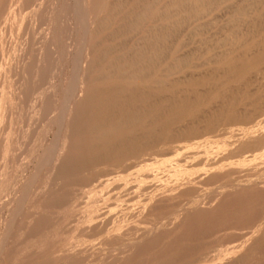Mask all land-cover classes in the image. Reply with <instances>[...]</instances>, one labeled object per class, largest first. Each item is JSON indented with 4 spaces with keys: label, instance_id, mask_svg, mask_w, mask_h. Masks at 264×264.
Instances as JSON below:
<instances>
[{
    "label": "bare ground",
    "instance_id": "obj_1",
    "mask_svg": "<svg viewBox=\"0 0 264 264\" xmlns=\"http://www.w3.org/2000/svg\"><path fill=\"white\" fill-rule=\"evenodd\" d=\"M227 1L228 0H137V2H136L135 0H123L121 3H123L125 8L122 9V6L120 5L121 3H119L120 2L119 0H74L72 2V3H74L72 5L73 7L71 6L72 7L71 8L69 6L70 9H68V11L71 12L72 15L74 16V18L77 20V22H76V20L74 19L78 28H79L78 23L80 22V28L79 29L81 31H79V32H81L80 33L81 35L78 32V34L80 35V40L78 42V45L76 46V50H77L76 52L77 53H76L75 57H73V61H72V64L74 65V67H73L74 73H72L73 71L72 72L70 71L72 73V77H70L71 79H70L69 83H67V88H63L64 87V81H62L63 78H62V80L60 78L61 81L59 83L60 84L59 87H61L60 89L63 90L61 92H63L64 97L61 98V99H63L61 102L59 101V103H58L59 106L57 107L56 111L52 113L53 118L51 120L52 125L54 127H56L57 130H56V133L54 134V136L52 137L53 139L50 142H48V144H44L45 143L44 140L39 139V138L35 139V141L33 143H30L35 148H42L43 147L44 149L42 150V152H40V153L38 152V155H33V156H31L33 154V151H34V149H32V147H31V150L29 148V151L26 150L24 152L23 157L20 158V160L24 158V160L26 159V161L27 160L31 161V159H33L31 163L26 164V165H30V166H31V164H34V169L32 168L33 174L31 176V174L28 172L30 174V177H29L30 179L28 181H26L27 187L26 188L23 187V188H25V190L21 189L22 188L21 186L24 182L20 184L21 188L20 187L19 188L21 190H24L22 194L19 193V192H21L20 189H19V191L16 190L14 192H18L19 194H21L23 201H28L31 197H34V195H38L39 193H41L44 190L43 189L44 184H52L51 186H54L56 184L61 185V186H63V185L64 186H67V185L75 186L76 185V187L77 186L89 187L88 188L89 191L88 192L85 191L83 193H86L88 195V198H92V195H91L92 190H98L97 188L100 186L109 187L110 184L115 183L119 178H121V180H122V179H125V177H127V179L131 178V179H134L135 181H137L139 179V177H142V180L143 179L147 180L146 184H144V183L140 184V182H141L140 181L139 183H137V186L132 185L133 187H131L129 189H133L135 191H136V189H138L140 192L148 191L147 194H145V195H147V197H145V198H147L146 201H151L150 205L156 206L162 201H168V200L171 201L172 199H169L170 198L169 196H170V194H173V192H176V193L178 192L179 194L181 192H183V194H181V195H185L184 193H186V195H187V192L193 193L197 187L199 188L200 185H202V184L206 185L205 184L206 182L204 180H205V178H207V175H203V176L202 175H195L192 178H190V174L192 172L189 175H186L188 172L187 167L192 168L193 166L196 167V165H200V164L202 165L205 163L209 167H213L214 165H216L217 163H219L223 160H228V159L233 158V157H240L241 160H238L237 162L233 163V164L237 165V166H235L237 168L238 165L243 166L244 164H246L247 161L249 162L250 158H252V159L263 158L264 157V89H262V88H263L264 84L259 85L258 83L261 84L260 80L264 79V68H262L260 66L261 64L264 63V22H262V24H261V22H259V24H258V21H259L260 17H262V15H264V0H251V2H247L244 5V7H242L241 9L235 5L237 8L224 9L223 10L224 12L221 14L223 16L227 17V22H228L227 25L231 24V26L229 25V27H227V25H224L225 27L223 26L225 28V30L229 31V34H230L229 36H237V34L241 35V33L244 31V37H243L242 41L240 42V45H238V46H237L238 42H236V44H235L233 41H231L232 43L230 44L227 40H225V41L222 40V44H220V46L224 49V51H222L221 53L219 52L220 54H218V55L214 54V55H216L213 58L214 60L212 59L210 61L205 62L206 65L214 64L215 65L214 68L206 69L205 71H203L201 73H192L191 72V74H190L188 72L190 75L186 76L185 74H183V76H180L177 78V75L182 72L183 67L186 65V63L184 66H182L178 63L179 60L176 58V56L170 55V57H169L170 53L168 54L167 52L166 53L160 52V47H161L162 43H164L165 40L167 38H169L168 35H169V33H171L170 30L172 28H174V26H176V24H178L180 22H182V23L187 22L188 23L189 20L196 19V18L201 19L202 18L201 16L209 15L213 10L217 9V7H220L221 5L226 3ZM246 1H248V0H239V3H243ZM31 3H34V2H31ZM111 4L113 7L116 8L114 10L115 14H114V11L112 9L109 10V8L112 7ZM116 6H118V8ZM120 6H121V8H120ZM137 10H138V12H137ZM38 12H40V11H38ZM120 13L124 14L123 18H127V16H128L129 20L131 21L130 23L128 22L130 24L129 25V28L131 30V31L129 30L130 32L136 31L137 27L142 22L146 23V25H144V26H147V28L143 27L144 28L143 31L145 32V34L140 35L138 37V39L136 40V42L132 44L130 49H128V51H125L121 57H119V58L116 57L117 59L115 58V59L109 60L108 63H105L108 59L107 54L105 52H102L101 48H99V50H96L94 48V45L96 46V44L94 43V40L98 37V34H97V37H95L96 32H100L98 29V23H100V24L102 23L103 27H105V29H108L109 27L112 26L114 20L116 19L117 16L120 15ZM135 13H136V15H134ZM55 14H56V12H55ZM98 15H100V16H98ZM133 15L135 16V20L133 19ZM18 17H20V15ZM263 17H262L261 21L264 20ZM20 19H22V18H20ZM238 19L241 20V23L238 22L239 23L238 25H236V23L233 24ZM217 23H218V21H217ZM208 25H210V24H208ZM197 28H199V27H197ZM211 28H213V27H211ZM50 29H51V27H50ZM22 30H23V28H22ZM193 30H196V28ZM219 31H220V35H221V32H222L221 29ZM227 31H224V32H227ZM48 32L50 33V31H48ZM51 32L53 33V31H51ZM217 32H218V30H217ZM224 32H222V34H224ZM71 34H72V31H71ZM178 34L176 36H178ZM191 34L193 35V32ZM52 35H54V34H52ZM73 35H74V33H73ZM170 35H172V34H170ZM179 36H181V35H179ZM218 36H219V34H218ZM224 36H226V35L224 34ZM224 36L222 38H224ZM192 37H194V35ZM219 37H221V36H219ZM219 37H218V39H219ZM227 38L229 39V37H227ZM47 39L48 38H46V40ZM146 39H150V42L146 45L147 47H143L144 44H146L144 42ZM190 39H192V38H190ZM73 41H75V40H73ZM129 41H130V39H129ZM188 41L190 42V40H188ZM168 42H169V40H168ZM213 43H214V41H213ZM209 45H210V43H209ZM13 46H16V45H13ZM72 46H73V44H72ZM184 46L186 47V45H184ZM9 47L11 48V46H9ZM210 48H211V46H210ZM215 48H219V47L216 46ZM4 49H6V48L4 47ZM93 49H95V50L93 51ZM74 52H75V50H74ZM194 52H195V49H194ZM9 53H10V50H9ZM94 53H95V55H94ZM107 53H109V52H107ZM177 53H178V51H177ZM8 55L9 54L7 53V56ZM66 55H68V54L66 53ZM10 56H12V55H10ZM189 56H191V55H189ZM197 56H198V54H197ZM8 58L11 59V57H8ZM183 58H185V57L183 56ZM186 58H188V57H186ZM181 59H182V57H181ZM181 59H180V61L183 63V61ZM199 59H200V57H199ZM5 62H6V60L3 57L2 61H1V64H2L1 68H3ZM202 65H203V63H202ZM202 65L199 64L200 67ZM40 70L41 69L39 68L38 71H40ZM100 71L102 72V74L101 73L99 74ZM4 72H5V70H4ZM11 73H13V72H11ZM3 76L4 75L1 72L0 77L3 78ZM10 76H12V75H10ZM4 78H5V76H4ZM9 79H10V77H9ZM12 80H13V78H12ZM97 80H102L104 85L103 86H97V85L91 86V83L94 81H97ZM54 81H56V80H54ZM57 81H59V80L57 79ZM137 81H139V83H137ZM16 83H17V81H16ZM17 87H18V85H17ZM80 88H82L83 92L85 93L83 98L78 96L80 91L82 92V90H80ZM251 88H253V89L251 90ZM56 89H57V87H56ZM21 90H23V89H21ZM42 94H44V93L42 92ZM39 95H41V94H39ZM39 95H38V100L40 101L41 105L36 106L34 104V106H32V107L30 106V108L28 109L29 111L28 110L27 111L29 113H31V115H33L32 113L40 114L39 112L43 111L45 109L43 103H41L43 96L42 95L39 96ZM0 99H2V98H0ZM25 99H26V96H25ZM51 99H53V98H51ZM17 101H18V99H17ZM20 102H21V100H20ZM20 102H19V104H21ZM23 108H24V106L22 107V110H23ZM45 110L47 112V109H45ZM43 114H44V112H43ZM15 115H16V113H15ZM33 116L36 117V114H34ZM12 117H14V115H12ZM31 117L32 116H30V118ZM260 117H261V121L258 124L249 125L250 123H252V121L256 122V119L260 118ZM34 118H33V121L36 120V118L35 119ZM40 119H42L41 116H40ZM50 119H51V116L49 117V120ZM28 121H29V118H28ZM47 123H46V126H47ZM40 125H42V124L40 123L39 126ZM44 125H42V126H44ZM48 125H50V123H48ZM234 126H235V128H234ZM220 128H222V129H220ZM32 129H33V127H32ZM219 129L222 130V134H219V135H224V134L228 135V139L226 142H228L229 144H227V146L228 145L231 146V149L228 153L229 157H226V155H224L223 153H222V155H216L217 153H215V155H210L209 154L210 153V150H209L210 147L209 148L204 147L203 145L200 144V143H202L200 139H203V137L219 131ZM28 130H29V128L28 129L26 128L27 132H28ZM44 130H46V129L44 128ZM123 131H126V133H122ZM29 132H30V130H29ZM42 134H44V132ZM84 134H90L91 136L78 137V138L75 137V136H81ZM42 137H43V135H42ZM7 140L10 141L9 139H6L4 141L6 142ZM8 141H7V143H8ZM11 142H10L12 144V145H10L11 147L9 145H6V143L4 144V142L2 145V140L0 143L2 146H4V145L8 146V150H9V147H10V150H12V151H10V154H11V156H9V157H11L10 159H12V157L15 155L14 151L16 153V149H18V147H16V146L20 145L19 144L20 142L18 143V141L13 140ZM23 145H20V146H23ZM160 146L163 147L160 150L161 154H157L153 158H152V156L150 158L144 157V153L146 151H155ZM2 148L3 147H1L0 149H2ZM206 148H208V149H206ZM210 149H212V148H210ZM2 150H4V149H2ZM65 150L68 151L66 154L64 153ZM216 150H218V148H215V151ZM22 151H24V150H22ZM6 152L7 151H5V153ZM1 153H3V151ZM248 153H251V155L244 156L245 154H248ZM7 155H8V153H7ZM4 156L5 157H4V159L2 158V160H5L4 162L6 163V161H8L7 160L8 156H6V154H4ZM157 156H160V157L161 156H170V158L163 159V158H158ZM242 156H244V157H242ZM4 162H1V163H4ZM257 164H258V162H257ZM7 165L12 166L13 164L10 165V163H8ZM23 165H25V164H22V166ZM26 165H25V168L24 167L23 168L27 170ZM103 165H108V166L111 165V166H117V167L123 166V168L125 169L124 171L127 172V174H125L126 176H124V177H123L124 174L115 175L113 177H110L113 174H109V173L108 174L104 173L105 175L99 174L98 173L99 167L103 166ZM154 165H157L161 169L164 168V170H166V168H168L169 169L168 172H170V174H171V172H174V170H175V173H173L174 175L169 176L170 178L164 180V178L168 177V174L166 177H164L162 179V177H160L159 172H157L158 174L157 173L154 174V173L149 171V168L151 166H154ZM258 165H260V164H258ZM9 166H8V169H9ZM157 166H156V168H157ZM3 167H4V165H2V168ZM174 167H176V169L172 170V168H174ZM182 167H185V169ZM180 168H182V170L183 169L184 170L181 171ZM247 168H249V166H247ZM259 168H260V166H259ZM32 169L30 170L31 172H32ZM157 169H159V168H157ZM210 169H208V170H210ZM244 169H245V167H244ZM244 169H243V171H244ZM250 169H252V168H250ZM0 170H1L0 172L2 174L1 167H0ZM145 170H147V171L145 172ZM159 170H157V171H159ZM176 170H179V171L176 173ZM189 170H191V169H189ZM246 170L249 171V169H246ZM252 170H255V169L253 168ZM4 171H6V170L4 169ZM13 171H14V169L12 170V172ZM184 171H187L186 174ZM240 171H242L241 168H240ZM8 172H10V171L8 170L7 173ZM12 172H11V174H12ZM164 172H162V174ZM237 172H238V169L236 170V173ZM4 174L5 173H3L2 175H4ZM162 174H161V176H162ZM231 174H232V172H230V176H231ZM241 174H244V173H241ZM165 175H166V173H165ZM211 175L214 176V173H212ZM13 176H14V173H13ZM13 176L9 177L8 180H5V183H3L2 186H0V187H2L1 190L3 189V192L2 193L0 192V194H1L0 198L1 199H4L2 197H6L8 199L7 196L10 193L9 192L10 190L8 188V184H9L10 180H13V178H12ZM218 176L221 177V175H218ZM3 177H5V176H3ZM172 177H175V178L172 179ZM238 177H239V175H238ZM25 178L28 179L27 177H25ZM14 179L16 180L15 177H14ZM246 179H248V180H246V182H244V183H240L241 182L240 181V182L233 183L232 185H228V186L226 185L227 187H225V189H223V190L220 188H216L219 190L210 191V193L212 192L211 193L212 195H206V196L202 197V195L198 194V195H200V196H198L197 194L194 193L195 195L198 196V197L196 196L197 198L194 200V201H196V203L193 206H191L190 208L189 207L187 208V206H188L187 205L186 210H184V207H182L184 212H185V216H184L185 219L181 221L182 223H180V225L175 227V224H174L175 228L173 227L174 230H178L177 232L180 234V241L182 239L185 240L188 237H191V234L193 235L192 231L194 230V228H197L199 225V222L197 224L195 222V220L196 221H203L202 219H205L204 221H206V220H208V213L211 211L214 212L215 210L216 211L221 210L222 207L225 206V205H223L225 201H233V199H235V198L236 199L238 198L239 200H237V201H240L241 197L245 198L246 195L240 197V195H242L244 193L242 191H248L250 196L253 193H254L253 196L254 195L255 196L262 195L263 196V194H264V186H263L264 181H261L262 184H260L261 182L259 183L261 186V188H260V186H258L256 183V181H258V179H260V177L258 175L256 176V178L254 176V177H252V179H250V178H246ZM15 180H13V181H15ZM61 181L63 184H59V182H61ZM96 181H98V183H100V184L97 186L96 185L93 186L92 184L95 183ZM202 181H204V182H202ZM88 182H90V183H88ZM155 182L157 184H155ZM212 182L213 181H211V183ZM23 185H25V184H23ZM63 187H60V188H63ZM120 187H122V186L116 185L112 189H118ZM162 187L163 188L167 187L168 189L166 191L165 190L161 191V189H163ZM50 188L51 187L49 185V189ZM69 188L72 189L74 187L69 186ZM257 188H260L261 190L257 189ZM49 189H48V191H49ZM71 189H67V190L69 191ZM229 189L232 191H229ZM13 190H12V192H13ZM58 190H57V192H55L56 194L54 193L55 195L53 194V192H51V193L49 192V193L56 197L57 193L59 194ZM61 190H63V189H61ZM54 191H56V190H54ZM63 191H65V190H63ZM83 191H84V189H83ZM43 193H45V192L43 191L42 195H43ZM100 193L103 195V191H100ZM134 193H136V192H134ZM15 194L16 193L13 194L14 195L13 198L18 197V196L16 197ZM104 194H107V193H104ZM75 195H76L75 191L72 190V191H69L68 194L63 195V197H62V195H60L61 199L63 198V200L60 199V202L59 201L55 202L56 200L53 201V199H52L53 196H51L52 198L50 197V199L48 197V199L55 202V203H51V201H49V203L52 204L51 206H53L54 208L56 207L57 209H59L58 207H60L63 210L64 209L63 207L68 206V204L75 198L74 197ZM103 196H106V195H103ZM11 197H12V195L10 196V198ZM247 197H248V195H247ZM10 198H9V200H10ZM56 198H54V199H56ZM121 198L122 197H119V196H115V197L114 196H107V197H103V199H101L100 201H113V199L115 201H118ZM19 200L21 201V199H19ZM57 200H59V199H57ZM185 200H187V199H185ZM205 200L207 201L204 203L205 205L201 204L202 201H205ZM259 200H261V199H259ZM0 201H2V200H0ZM15 201H13V202H15ZM130 201H131V199H130ZM154 201H155V203H154ZM234 201H236V200H234ZM7 202H8V200H7ZM9 202H8V204H9ZM39 202H38V204H39ZM41 202H42V205L41 206L37 205V206H40L41 208L45 207V204L43 203V201H41ZM171 202H174V200ZM45 203L48 204V202H45ZM25 204H26V207H28L27 202ZM31 205H33V204H31ZM99 205H101V204H99ZM174 205L177 206L176 204H174ZM2 206H3V203H2ZM24 206L25 205H23V207ZM4 207H3V209H4ZM35 207L36 206H34V208ZM74 207L75 206H72V207L69 206L68 208L67 207H65V208L70 211V210L74 209ZM180 207H181V205H180ZM8 208H10V207H8ZM158 208H157V210H159ZM161 208L162 207H160V209ZM5 209H7V208H5ZM5 209H4V211H5ZM35 209H37V208H35ZM47 209H49V208H47ZM128 209H126V210H128ZM155 210H156V208H155ZM162 210H164V209H162ZM183 210H181V208H180L179 212L181 213V211H183ZM38 211H39V207H38ZM45 211L47 212V210H45V209L43 210V212L42 211L41 212L39 211V212L44 213ZM57 211L58 212L56 214L58 217H56V219L61 218L63 221L64 218L66 219V217L71 216V215H69V213L64 215L63 211H61V210L60 211L57 210ZM18 213L16 212L15 214L18 215ZM177 213H178V210H177ZM34 214H35V210H34ZM124 214H125V212L123 213V215ZM11 215L13 216L12 213H11ZM17 215H14V216H17ZM23 215H26V214L23 213L19 217H22ZM27 215H28L29 219H31V220L35 219V218L34 219L30 218V216H32V214L29 215V211H28ZM40 215H42V214H40ZM161 215H162V213H161ZM44 216L46 217V214ZM87 216H89V215H87ZM25 217H27V216H25ZM39 217H41V216H39ZM45 217H43V219H42L45 221V223H46V221H50L52 218H55V217L51 218L49 216L46 218ZM98 217L99 216H97L95 218H98ZM23 218H24V216H23ZM41 218L40 219L38 218L39 220L37 221L36 224L32 221V223H34L35 226H34V228H32V230L31 229H29V230H31V233L33 236H31L29 234V236H31L32 238L30 237V239H28V240L27 239L25 240L22 238L24 240L23 242H25L24 245H22L20 243L22 246L18 245V247L15 248L14 246L15 245L17 246V243L14 245V242H13L12 246L14 248L12 247V249H14V250H12L10 253H8L7 251H6V253L0 251V264H53L50 260L49 255L53 252V247H56V244L54 246L53 243H54V239H55V237H57V235H53L46 230L47 228H49L48 227L49 222H47V224L43 223L44 227L42 226V222H40V221H42ZM49 218H51V219H49ZM95 218L93 216H91L90 219L92 220ZM4 219H5V217H4ZM15 219H17V218H15ZM103 219L106 222L111 221V218H108V217H105ZM26 220H27V218H26ZM26 220H25V223H26ZM261 220H259V221H261ZM2 221H4V220H2ZM29 221L30 220H28V223H29ZM257 221H258V219H257ZM94 222H95V220H94ZM138 222H140V221H138ZM3 224H1V225H3ZM8 224H9V222H8ZM53 224H54V222H53ZM143 224H146V222L144 223V221H143ZM147 224H149V223H147ZM214 224H213V226H214ZM232 224H233V222H232ZM4 225H7V222ZM9 225H8V227H11ZM29 225L30 224H27L26 228L29 227ZM216 225H215V227H216ZM31 226L33 227V225H31ZM38 226L40 228L42 226L44 231L46 230L47 232H42L41 230H43V229H40ZM224 226H226V225H224ZM234 226H235V224L231 227V223H230L231 228H233ZM236 226H238V225H236ZM253 226H255V225L253 224ZM2 227H4V226H2ZM36 227H38L37 229H40L39 231H41L42 233H40L38 230L36 232V229H35ZM80 227H82V226H80ZM154 227H156V226H154ZM166 227H164V228H166ZM219 227L221 228V226H219ZM238 227H236V228H238ZM256 227H254V228L256 229ZM5 228H6V226H5ZM21 228L26 229L23 227H21ZM29 228H31V227H29ZM51 228H53L52 225H51ZM156 228H159V227H156ZM203 228H205V226ZM33 229H35V230H33ZM79 229H81V228H79ZM225 229L226 228H224V230ZM27 230H28V228L26 230H24L25 233ZM103 230H102L101 234L103 233ZM262 230H264V229H262ZM99 231H98V233H99ZM171 231H173V229ZM221 231H222V229H221ZM251 231H252V229H251ZM7 232H4V233H7ZM57 232H59V231H57ZM104 232H105V230H104ZM206 232H208V231H206ZM211 232L213 233V231H211ZM215 232H217V231H215ZM254 232L250 234V235H252V237L250 235H248L249 239H246V242L244 240L245 236L243 235L244 241H241V238H240V241L236 242V244L240 242L239 243L240 245L237 244L238 245L237 247L228 248L227 247L228 245H226L227 248H223L224 247L223 246L222 249H224V251H225V249H227L225 251V254L222 253L223 254L222 255L221 253H219V251H221V250H218L216 253V254H218V253L221 254L223 257L221 256L222 258H220L218 255V257L217 256L213 257L215 259H212V260L210 259V260L213 263L216 261V263H218V264H237L240 260L242 261V260H244V258L246 259V258L250 257L248 255H250V253L252 254L253 250L257 249V247H259V244L261 246L260 242L261 241L263 242V240H264V239L262 240V238H264L263 237L264 233L262 231H258V232H262L263 235H261V233H259L260 235L257 234L258 236L253 237ZM4 233H1V234L3 235ZM19 233L21 234V232H19ZM28 233H26V236ZM170 233H165V234H163L164 235L163 236L162 234L159 233V230L149 229L148 231H146L141 236V238L135 240L134 242H132L133 241L132 239L135 237H133L132 239L129 238V239H131V242L126 243V245H124V244L127 241V240H125L127 238L124 239L125 240V242H124V241H122V239L124 238V236H123V238L121 239L123 244L121 247H119L116 250V253H115V255L117 254L116 256L113 255L112 253L108 252V253L112 254L111 257H108L107 255L100 257V255L96 254V250L98 252H100L99 251L100 249L97 248L100 245H96V244L90 246V248L89 247H86L87 249L84 248L85 249L84 251L86 253H88V258H93V259L95 258L94 260L92 259V261H91V262L94 261L93 262L94 264H144V263H147L146 258H148L147 257L148 255L149 256H151V255L155 256L156 255V257L158 256V258L160 260V257L166 256L168 254L167 252H169L170 250H165L163 252L164 255L162 253H161L162 255H158L160 250L157 252L156 249L158 248V246L160 245L162 240L166 239L167 237L169 238L171 234H174L173 232L171 234ZM199 233H198V236L201 234V233L200 234ZM248 233H250V231L247 232V234ZM16 234H17V232H16ZM247 234H245V235H247ZM8 235H10V234H8ZM130 235L133 236V233ZM6 236L7 235L5 234L4 237L6 238ZM15 236L13 235V237L12 236H9V237L14 238L15 240L19 239V238H15ZM26 236H25V238L28 237V236L27 237ZM120 236H118V238ZM135 236L137 237L138 235L136 234ZM96 237H98V236H96ZM101 237L103 238L104 236L101 235ZM102 238H100V239H102ZM178 238H179V236H178ZM104 239H107V238H104ZM104 239H103V241H104ZM109 239L110 240H108V241H111V238H109ZM3 240H4V238H3ZM238 240H239V238H238ZM247 240H249V241H247ZM21 242H22V240H21ZM66 242L67 241H65V244H66ZM175 242H173V243H175ZM58 243H59V240H58ZM182 243H183V241H182ZM6 244L9 245L8 242ZM11 244H12V242H11ZM103 244H104V242H103ZM103 244L101 242V245H103ZM230 244L233 245L232 242ZM110 245H112V243H110ZM110 245H109V248L111 247ZM113 245H116V243ZM180 245H183L185 248L187 247V245L185 246L184 244H179L176 246V248L180 247ZM1 246H0V248H1ZM95 246H97L96 247L97 249H95ZM105 246L106 245L104 244V247ZM116 246H115V248H116ZM107 247H108V242H107V246L105 248L107 249ZM115 248H113V249H115ZM167 248L168 247H166V249ZM197 248L199 249L198 246H197ZM8 249L11 250L9 246H8ZM56 249H57V247H56ZM180 249H178L179 253L185 251V249H182V251ZM192 249H193V247H192ZM3 250H4V248H3ZM57 251H58V249H57ZM186 251H188V250H186ZM170 252L172 253V250ZM2 253H4V254H2ZM104 253L106 254V250ZM187 253H186V255H187ZM175 254H176L175 255L176 261L173 262V261L169 260V262H167L168 264H176L178 262L177 261V253H175ZM82 255L81 256L77 255L78 257L76 256L74 258H72L73 256L68 257L67 255H65V257L67 256V258H63V261L59 262V264H87V263H91V262H89V260H86L87 258L84 255L83 256ZM56 257L59 258V256H56ZM169 257H170V255H169ZM216 257H217V259H216ZM164 258H166V257H164ZM173 258H175V257H173ZM251 261H253V260H251ZM180 262H181V260L179 261V263ZM191 262H190V264H191ZM203 262H204V260H203ZM242 262H241V264H242ZM159 263H161V262H159ZM167 263H165V264H167Z\"/></svg>",
    "mask_w": 264,
    "mask_h": 264
},
{
    "label": "rangeland",
    "instance_id": "obj_2",
    "mask_svg": "<svg viewBox=\"0 0 264 264\" xmlns=\"http://www.w3.org/2000/svg\"><path fill=\"white\" fill-rule=\"evenodd\" d=\"M29 1L28 0H0V65H1L0 66V70H1L0 71V75H1V72H2L3 75L5 76V78L3 76L4 79L2 77H0V79H1L0 80V98H2V99H0V143H1V140H2V145H3V142H4V144L6 143V145H9L10 146V145H12L11 144L12 143L11 141L14 140V141H18V143L20 142L19 143L20 145H23L24 144L23 146H20V145H17L16 146V147H18V149H16V153L18 155L14 151V154L15 155L12 157V159H10L11 157H9V156H11L10 151H12V150H10V147L11 146L9 147V150H8V146H6V145L2 146L0 144V148L3 147L2 149H4L5 151H7L5 153L4 150L0 149L1 152L3 151V153L0 152V165L1 164L4 165L3 168H2V165L0 167L2 169V174L5 173L4 175H2L1 172H0V174L2 175V176L0 175L1 176L0 177V186H2L3 183H5V180H8L9 177L13 176V173H14V176L12 177L13 180H15L14 177L17 180V181L16 180L15 181L10 180L11 182L9 181V184H8V188L10 190L9 191L10 192L9 195L10 196L12 195V197L10 198V196L8 195L7 196L8 199L6 197H2L4 199H1L0 198V200H2V201H0V219L2 218L0 220L1 221L0 223L1 224H3V223L6 224V222H7V225H4V224L1 225L0 224V226H1L0 227V238L3 236L0 239L1 240L0 241V244L2 245V246L0 245L1 246L0 251L1 252H5V253L7 251L8 253H10L12 250H14V249H12L13 242H14V245L17 243V246L16 245L14 246L15 248L18 247V245L19 246L24 245L25 242H23L24 241L23 239H25V240L27 239L28 240V239H30L31 236H33L32 233H31L32 228H34L35 224L37 223V221L41 217H42L41 220L43 219V217H45L44 216L45 214H46V217H48V216L51 217V218L52 217H55V218H52V219L49 218L51 220L50 221H46V223H45L44 220L40 221V222H42V226H43V223L47 224V222H49V225L50 226L48 225L49 228H47L46 230L49 233L53 234V235H57V237H55V239H54V243L53 244H54V246L56 244V247H57L58 251L59 250L60 251L58 252L57 249H56V247H53V252L54 253L52 252L49 255L50 256V260H51V262L53 264H59V262H62L63 261V258H67V256L68 257L69 256L70 257L73 256L72 258H74L77 255L78 256L79 255L81 256L82 254L87 258L86 260H89V262H91L93 258H88V253H86L84 251L85 250L84 248H86V247H89L90 248V246H92L94 244L100 245L98 247L95 246V249H97V248L100 249V250L98 249L100 252H98L96 250V254L97 255H100V257H103L105 255H107L108 257H111L112 254L115 255L116 250L119 247L122 246V244H123L122 241L125 242V240H127L125 242V244H124V245H126V243H128V242L130 243L131 242V239L133 237H135V238L132 239L133 240L132 242H134L135 240L141 238V236L146 231H148L149 229H157V230H159V233L162 234V235L165 234V233H170V232L171 233L172 232L174 233V234H171L170 233L171 235H170L169 238L167 237L166 239L162 240V242L160 243V245L156 249L157 252L159 250L161 251V252L159 251V254L158 255H162V254L164 255L163 252L165 250H170V251L172 250V253L170 251H169L170 253L167 252L168 254L166 256L160 257V260H159L158 256L157 257H156V255L155 256H152L151 255L152 253L150 254L151 256H149L147 254L148 255V256L146 255L148 257V258H146L147 263H144V264H165V263L169 262V260L175 262L176 261L175 260L176 259V256H175L176 254L175 253H177V261H178L176 264H190L191 261H192L191 264H218V263H216V261L213 263L211 260L212 259H215V258H213L214 256H217L218 257V255H219L220 258L223 257L222 255L225 254V251L227 250V249H225V251H224V249H222L223 246H224L223 248H227V247L228 248H230V247L231 248L232 247H237L238 245H240L239 244L240 242L237 243L238 245L236 244V242L240 241V238H241V241H244L245 240V242H246V239H249V236L248 235H250L254 231L255 232L257 231V232L256 233L254 232L253 237L258 236L257 234H259V233H261V235H263L264 230H262V229H264V224H263L264 223V220H263L264 219V215H263L264 214V212H263L264 211V194H263V196L262 195H257V196L254 195L253 196V194H254L253 193L250 196V194H249L248 191H242L244 193L242 195H240V197L241 196H245V195L246 196H245V198H243V197L240 198L238 196L241 199L240 201H237V200H239L238 198L237 199L236 198L233 199V201H225L224 204H223L225 206H223L221 210H217V211L215 210L214 212L213 211L209 212L208 213V220H206V221H204L205 219H202L203 221H196L195 220V222L197 224L199 222V225H198L197 228H194V230L192 231L193 235L191 234V237H188L189 239L188 238L185 239V240L182 239L180 241V234L177 232L178 230H174V228L176 226L180 225V223H182L181 221L185 219L184 218V216H185L184 210H186L188 207L190 208L191 206H193L196 203V201H194V200L198 196H200V195H202V197L203 196H206V195H212L211 194L212 192L210 193V191L219 190V189H216V188H220V189L223 190L228 185H232L233 183L240 182V181H241L240 183H244V182H246V180H248L246 178L252 179V177H254V176L256 178L257 175L260 177V179H258V181H256V183H257L258 186H260V184H262L261 181H264V177H263L264 176V167H263L264 166V157L263 158H258V159H252V158H250V161L249 162L248 161L246 162L247 165L246 164H244L243 166L238 165L237 168L235 167L237 165H235L233 163L234 162H237L238 160H241L240 157H233V158H230L228 160H223V161L217 163L216 165H214L215 167L214 166L213 167H209L208 165H206V163L205 164H202V165L201 164L200 165H196V167L193 166L192 167L193 169L191 167H187V169H188L187 171L188 172L187 171H184V172H185V174L187 172L186 175H189L192 172L190 174V178H192L195 175H202V176L203 175H207V178H205V180H204L206 182L205 183L206 185H204V184H202L200 186L198 185L199 188L198 187L196 188V190L198 192L196 190L193 193L187 192V195H186V193H184L185 195H181V194H183V192H181L180 194L178 192H177L178 194L176 192H173V194H170V196H169L170 198L169 199H172L171 201L174 200V202H171L170 200H168V201H162L158 205H156L157 207L155 205L154 206L150 205L151 204L150 203L151 201H146L147 198H145V197H147V195H145V194H147L148 191H146V192H140L138 189H136V191L133 190V189H129V188L133 187L132 185L137 186V183H139L140 181H141L140 184L141 183L142 184L143 183L146 184L147 183L146 182L147 180L146 179H143L142 180V177H139V179L137 181H135L134 179H131V178L130 179H127V177H125V179H122V180H121V178H119L115 183L110 184L109 187H102V186H100V187L97 188L98 190H92L91 191L92 192V194H91L92 195V198H88V195L86 193H83L85 191L88 192L89 191V189H88L89 187H80V186H77L76 187V185L75 186H71V185L64 186L63 185L64 186L63 187V186L58 185V184H56L54 186H51L52 184H44L43 185V189H44L43 191L45 193H43V195H42V192H43L42 191L38 195H34V197H31L32 199L30 198L29 199L30 201L29 200L28 201H23L21 194L23 193V191L27 187V185H26L27 182L26 181H28L30 179L29 178L30 177V174H31V176L33 174L34 164H31V166L30 165H26V164L31 163L33 159H31V161H28V160L26 161V159L24 160V158H23V159H21L22 160L21 161L20 158L23 157V154H24V152L26 150L29 151V148L31 150V147H32V149H34L33 154L31 156L38 155V152L39 153L42 152V150L44 148L43 147L42 148H35L30 143H33L35 141V139H38L39 138V139H43L44 140V142H45L44 144H48V142H50L53 139L52 137L56 133L57 128L54 127L52 125V122H51V120L53 118L52 113L56 111L57 107L59 106V104H58L59 101L61 102L63 100L61 98L64 97L63 92H61L63 90L60 89L61 87H59L60 86L59 83H60V81L63 78V80H62V81H64V87L63 88H67V83H69V81L71 79L70 77H72V73H74V68H73L74 65L72 64V61H73V57H75V55L77 53L76 52L77 51L76 50V46L78 45V42L80 40V35H81L80 34L81 32H79V31H81L79 29L80 28V22L78 23V26H79V28H78L77 27V24H76L77 20L74 18V16L72 15V13L68 11V9H70V7L74 4V3H72L74 0L73 1L72 0H63V1L62 0H38V1L37 0H29ZM119 1H120L119 3H121L123 0H119ZM135 1L137 2V0H135ZM31 2H34V3H31ZM247 2H251V0H248V1L243 2V3H239V0H228L226 3H224L220 7H217V9L213 10L209 15H207V16H201L202 17V18L200 17L201 19L196 18V19L189 20L188 23L187 22H185V23L180 22V23L176 24V26H174V28L171 29L172 31L170 30L171 33H169V35H168L169 38H167L165 40V42L162 43V45L160 47V52H162V53H166L167 52L168 54L170 53L169 54V57H170V55L171 56H176V58L179 60L178 63L180 65H182V66H184L185 63H186V65L184 66L185 68L183 67L182 72L177 75V78L180 77V76H183V74H185L187 76V75H190L191 72L192 73H201V72L205 71L206 69L214 68V66H215L214 64L206 65L205 62L212 60L216 55H218L222 51H224V49L220 46V44H222V40L223 41L227 40L230 44L232 43L231 41H233L235 44H236V42H238L237 43V46L240 45V42L242 41V39L244 37V31L241 33V35H238L237 34V36H229L230 35L229 34V31L225 30V28H224L225 27L224 25H227V23H228L227 22V17L226 16H223L221 13L224 12L223 11L224 9H233V8H237V7H239L241 9L242 7H244V5ZM120 5L122 6V9L125 8L124 5H123V3H121ZM111 6H112V4H111ZM121 6H120V8H121ZM116 7L118 8V6H116ZM111 9L114 11L116 8L112 6L111 8H109V10H111ZM38 11H40V12H38ZM55 12H56V14H55ZM137 12H138V10H137ZM18 14L20 15V17H18L19 16ZM114 14H115V11H114ZM123 15L124 14H121L120 13V15L117 16L116 19L114 20L112 26L109 27L108 29H105V27H103L102 23L101 24L98 23V29H99L100 32H96V36L95 37H97V34H98V37L94 40V43L96 44V46L94 45V48L96 50H99V48H101L102 49L101 51L102 52H105L107 54V58L108 59H107V61L105 63H108L109 60L115 59L116 57L117 58L121 57L124 54L125 51H128V49H130V47L132 46V44L136 42V40L138 39V37L140 35H144L145 34V32L143 31L144 28H147V26H144V25H146L145 22H142L141 24H139V26L137 27V30L135 29L136 31L130 32L131 30L129 28V25H130L129 23L131 21L129 20L128 16H127V18H123ZM134 15H136V13ZM134 15H133V19L135 20V16ZM98 16H100V15H98ZM263 16L264 15H262V17ZM262 17H260V19L258 21V24H259V22H261V24H262V22H264V20L261 21ZM20 18H22V19H20ZM74 19L76 20V22H75ZM263 19H264V17H263ZM217 21H218V23H217ZM238 22L241 23V20L238 19L233 24L236 23V25H238L239 24ZM208 24H210V25H208ZM229 25L231 26V24H229ZM229 25H227V27H229ZM49 26L51 27V29H50ZM197 27H199V28H197ZM211 27H213V28H211ZM22 28H23V30H22ZM195 28H196V30H193ZM207 28L208 29L210 28V29L208 30ZM220 29H221L222 32L227 31V32H224V34L226 36H224V34H222V32H221V35H220V31H219ZM217 30H218V32H217ZM48 31H50V33ZM51 31H53V33ZM71 31H72V34H71ZM78 32H79L80 35L78 34ZM192 32H193L194 37H192L193 36L191 34ZM73 33H74V35H73ZM217 33L221 37H219ZM52 34H54V35H52ZM170 34H172V35H170ZM177 34H178V36H176ZM179 35H181V36H179ZM188 36L190 38H192V39H190ZM223 36H224L225 39L222 38ZM218 37H219V39H218ZM227 37H229L230 40ZM46 38H48V39L46 40ZM72 39L75 40V41H73ZM129 39H130V41H129ZM168 40H169V42H168ZM188 40H190V42ZM203 41L204 42L206 41V42L204 43ZM213 41H214L215 44L213 43ZM144 42L146 44H144L143 47H147L146 45L150 42V39H146ZM209 43H210V45H209ZM72 44H73V46H72ZM13 45H16V46H13ZM184 45H186V47ZM9 46H11V48ZM210 46H211V48H210ZM216 46L219 47V48H215ZM4 47L6 49H4ZM193 48L195 49V52H194V49ZM95 49H93V51ZM9 50H10V53H9ZM74 50H75V52H74ZM177 51H178V53H177ZM107 52H109V53H107ZM7 53L9 54L8 56H7ZM66 53L68 55H66ZM197 54H198V56H197ZM214 54H216V55H214ZM10 55H12V56H10ZM94 55H95V53H94ZM189 55H191V56H189ZM183 56L185 58H183ZM3 57L6 60V62L4 64V66H3V68H1L2 67L1 61H2ZM8 57H11V59L8 58ZM181 57H182V59H181ZM186 57H188V58H186ZM199 57H200V59H199ZM179 58L183 61L184 64L180 61ZM202 63H203V65H202ZM199 64H201L202 66L200 67ZM260 66L262 68H264V63L261 64ZM39 68L41 69L40 71H38ZM4 70H5V72H4ZM70 71L71 72L73 71V72L71 73ZM11 72H13V73H11ZM100 73L102 74L101 71L99 72V74ZM10 75H12L13 77L10 76ZM9 77H10V79H9ZM12 78H13V80H12ZM60 78H61V80H60ZM57 79L59 81H57ZM54 80H56V81H54ZM16 81H17V83H16ZM260 82H261V84L260 83H258V84L259 85H263L264 84V79H261ZM137 83H139V81H137ZM17 85H18V87H17ZM96 85L97 86H103L104 83H103L102 80H97V81H94V82L91 83V86H96ZM56 87H57V89H56ZM21 89H23V90H21ZM252 89L253 88H251V90ZM262 89H264V85H263V88ZM80 90H82V88H80ZM42 92L44 94H42ZM38 93L43 96V99H42L41 103H43L45 109H47V112L44 109L43 111H40L39 112L40 114H38V113H32L33 115L36 114V117H35V116L31 115V113L28 112L29 111L28 109L30 108V106L31 107L34 106V104L36 106L41 105L40 104V101L38 100V95H39ZM84 94L85 93L82 90V92L80 91V93L78 94V96H80V97L83 98ZM41 95H39V96H41ZM25 96H26V99H25ZM51 98H53V99H51ZM17 99H18V101H17ZM20 100H21V102H20ZM19 102L22 105L19 104ZM23 106H24V108L22 110V107ZM43 112H44V114H43ZM15 113H16V115H15ZM11 114L14 115V117H12ZM29 115L32 116V117L30 118ZM40 116H41L42 119H40ZM50 116H51V119L49 120V117ZM34 117L36 118V120L33 121V118ZM28 118H29V121H28ZM260 121H261V117L256 119V122L257 123L255 121H252V123H250L249 125H251V124L252 125L253 124L256 125ZM47 122L50 123V125H48ZM40 123L42 125H44V124L45 125L44 126H42V125L39 126ZM46 123H47V126H46ZM32 127H33V129H32ZM26 128L27 129L29 128L30 132H29V130L27 132L26 131ZM44 128L46 130H44ZM234 128H235V126H234ZM220 129H222V128H220ZM220 129H219V131H217L215 133H212V134H209L208 136L203 137V139H200L201 142H202L200 144L203 145L204 147H208V148L210 147V148H212V149L209 148V150H210V153L209 154L210 155H215V153H217L216 155H222V153H223L224 155H226V157H229V154L228 153H229V151L231 149V146H229V145L227 146V144H229L228 142H226L227 139H228V135H225V134L224 135H219V134H222V130H220ZM43 132H44V134H42ZM122 133H126V131H123ZM42 135H43V137H42ZM88 136H91V135L90 134H84V135L75 136V137L78 138V137H88ZM5 138L10 140V141L7 140L9 144L7 143V141L6 142L4 141V140H6ZM162 148L163 147L160 146L155 151H146L144 153V157H147V158L149 157L150 158L152 156V158H153L157 154H161V151L160 150ZM208 148H206V149H208ZM215 148H218V150L215 151ZM22 150H24V151H22ZM67 152L68 151L65 150L64 153L66 154ZM7 153H8V155H7ZM4 154H6V156H8V158H9V159L7 158L8 161H6V163L7 162L10 163V165L13 164L12 166L7 165L8 163L6 164L4 162L5 160H2V158L4 159V157H5ZM249 155H251V153L245 154L244 156H249ZM244 156H242V157H244ZM157 157L158 158H163V159L170 158V156H161V157L160 156H157ZM1 162H4L6 165L4 163H1ZM257 162L260 165H258ZM22 164H25L27 166V170L28 171L26 169H24L25 168V165L22 166ZM8 166H9V169H8ZM156 166L157 165L151 166L149 168V171L152 172V173H154V174H156L157 172H159L160 173V177H162V179L164 177H166L167 174H168V177L164 178V180L170 178L169 176H172V175H174L173 173H175V170L174 169H176V167L172 168V170H174V172H171V174H170V172H168L169 171L168 168H166V170H164V168L161 169L160 167L157 166V168L160 169L159 170V169L156 168ZM247 166H249V168H247ZM259 166H260V168H259ZM244 167H245V169H244ZM6 168L10 172L7 173L8 170ZM182 168L185 169V167H182ZM182 168H180L181 171L184 170V169L182 170ZM205 168L207 170L210 169V168L211 169L207 171ZM240 168L242 169V171H240ZM250 168H252V169L254 168L255 170H252ZM4 169L6 171H4ZM13 169H14V171L12 172ZM31 169H32V172L30 171ZM156 169L159 170V171H157ZM189 169H191L192 171L189 170ZM237 169H238V172L236 173V170ZM243 169H244L245 172L243 171ZM246 169H249V171L246 170ZM124 170L125 169L123 168V166L117 167V166H111V165L110 166L103 165V166H100L99 167V172L98 173L99 174H103V175H105L106 173L107 174L108 173L109 174H113L110 177H113L115 175L124 174L123 175V177H124V176H126L125 174H127V172H125ZM146 171L147 170H145V172ZM178 171L179 170H176V173ZM11 172H12V174H11ZM162 172H164V173L162 174ZM230 172H232L231 176H230ZM240 172L241 173H244V174H241ZM165 173H166V175H165ZM212 173H214V176L211 175ZM161 174H162V176H161ZM217 174L218 175H221V177L218 176ZM238 175H239V177H238ZM3 176H5V177H3ZM24 176L27 177L28 179H26ZM173 178H175V177H172V179ZM204 181H202V182H204ZM211 181H213V182L211 183ZM21 183L25 184V185L22 184V186H21L22 188L20 187V184ZM88 183H90V182H88ZM59 184H63L62 181L59 182ZM99 184L100 183H98V181H96L92 185L93 186H95V185L97 186ZM155 184H157V183L155 182ZM49 185H50V187L52 189L51 188L49 189ZM116 185H119V186H122V187H120L118 189H112ZM69 186L70 187H74L75 189L74 188L71 189V188H69ZM19 187L21 189H24V190H21ZM23 187H25V188H23ZM60 187H63V188H60ZM1 188L2 187H0V192L2 193L3 192V189L1 190ZM260 188H261V186H260ZM260 188H257V189H260ZM11 189L12 190L14 189L13 192L16 191V190L19 191V189H20L21 192H19V193H21V194H19L18 192H14V193H16L15 194L16 197L18 196L19 198L18 197L17 198H15V197L13 198V196H14L13 194L14 193L12 192ZM48 189H49V191H48ZM61 189L65 190V191H63ZM67 189H71L69 191L74 190L75 193H76V195L74 196L75 198L68 204V206H64L63 207L64 208L63 210L60 207H58L59 209H57L56 207L54 208L53 206H51L52 204H50L49 201H51V203H55L57 201L60 202V199H61L60 195H62V197H63V195H66V194L69 193V191ZM83 189H84V191H83ZM167 189L168 188L166 187V188L161 189V191H164V190L166 191ZM54 190H56V191H54ZM57 190L59 191V194L60 195L57 193V196H56L57 198H56L55 196L51 195L50 193L53 192V194H54L55 192H57ZM100 191H103V195H106V196H103L100 193ZM229 191H232V190L229 189ZM134 192H136V193H134ZM104 193H107V194H104ZM194 193L197 194V195L198 194H200V195L197 196ZM247 195H248V197H247ZM51 196H53V198ZM107 196H114V197L115 196H119V197H122V198L120 200H118V201H115L114 199H113V201H100L101 199H103V197H107ZM0 197H1V194H0ZM48 197H49V199L51 197L53 199V201H55V200L56 201L53 202L52 200H49ZM9 198H10V200H9ZM54 198H56V199H54ZM19 199H21V201ZM57 199H59V200H57ZM130 199H131V201H130ZM185 199H187V200H185ZM259 199H261V200H259ZM7 200H8V202L10 201L9 204H8ZM61 200H63V198ZM234 200H236V201H234ZM13 201H15V202H13ZM41 201H43V203L45 204V207H42V208L40 207L42 205V202ZM26 202H27V206L28 207H26V204H25ZM38 202H39V204H38ZM45 202H48V204L45 203ZM205 202H207V201L206 200L205 201H202L201 204L205 205L204 204ZM2 203H3V206H2ZM154 203H155V201H154ZM31 204H33V205H31ZM99 204H101V205H99ZM174 204H176L177 206H175ZM23 205H25V206L23 207ZM37 205H40V206H37ZM180 205H181V207H180ZM34 206H36L35 208H37V209H35ZM69 206H71V207L72 206H75V207H74V209H72V210L69 211V210H67L65 208V207L68 208ZM186 206H187V208H186ZM3 207H4V209L7 208L8 210L5 209V211H4ZM8 207H10V208H8ZM38 207H39V211L40 212L41 211L43 212L44 209L47 210V212L45 211L44 213H40L38 211ZM160 207H162V208L160 209ZM182 207H184V210H183ZM47 208H49V209H47ZM155 208H156V210H155ZM157 208L159 210H157ZM180 208H181V210H183V211H181V213L179 212L180 211ZM126 209H128V210H126ZM162 209H164V210H162ZM27 210L29 211V215L32 214V216H33V217L30 216V218H32V219L35 218L34 220L36 222L34 220L29 219V217L27 215L28 214V211ZM34 210H35V214H34ZM57 210L63 211L64 215L69 213V215H71V216L70 217H66V219L64 218L63 221H62L61 218H60L61 220L59 218H57L58 219L57 220L56 219V217H58L57 214H56L58 212ZM177 210H178V213H177ZM16 212L17 213L19 212L18 215L15 214ZM22 212L24 214H26V215H23L24 218H23V216L22 217H19L20 215L23 214ZM124 212H125V214L123 215ZM11 213L13 214V216L11 215ZM161 213H162V215H161ZM40 214H42V215H40ZM86 214L89 215V216H87ZM14 215H17V216H14ZM25 216H27V217H25ZM39 216H41V217H39ZM91 216H93L94 218L97 217V216H99V217L91 220L90 219ZM4 217H5V219H4ZM105 217L111 218V221H109V222L108 221L107 222L104 221L103 218H105ZM15 218H17V219H15ZM26 218H27V220H26ZM24 219L26 220V223H25V220ZM257 219H258V221H257ZM2 220H4V221H2ZM28 220H30L29 223H28ZM94 220H95V222H94ZM259 220H261V221H259ZM32 221L35 224L32 223ZM138 221H140V222L142 221V222L140 223ZM143 221H144V223L146 222V224H143ZM8 222H9L10 225L8 224ZM53 222H54V224H53ZM232 222H233V224H232ZM147 223H149V224H147ZM230 223H231V227L234 224H235V226L233 228H231L230 227ZM27 224H30L29 227H31V228L27 227L28 228L27 231L29 233L27 231H26V233H28L27 234L28 237L26 236V233L24 231V230L27 229L26 228ZM174 224H175V227H174ZM213 224H214V226H213ZM253 224L255 226H253ZM8 225L11 226V227H8ZM31 225H33V227ZM51 225H52L53 228H51ZM215 225H216V227H215ZM224 225H226L227 227L224 226ZM236 225H238L239 227L236 226ZM2 226H4V227H2ZM5 226H6V228H5ZM42 226H41V228L39 226L38 227L40 229H43ZM80 226H82V227H80ZM154 226L159 227L160 229L159 228H156ZM204 226H205V228H203ZM219 226H221V228ZM21 227L26 228V229H22ZM38 227L35 228L36 229V232H37V230L38 231L40 230V229H37ZM74 227L77 230L79 228H81V229H79L77 231ZM164 227H166V228H164ZM236 227H238V228H236ZM254 227H256V229ZM224 228H226V229L224 230ZM29 229H31V230H29ZM35 229H33V230H35ZM103 229L105 230V232H104ZM172 229H173V231H171ZM221 229H222V231H221ZM251 229H252L253 232L251 231ZM17 230L19 232H21V234ZM46 230L44 231V229H43L41 231L42 232H47ZM97 230L98 231L100 230L99 233H98ZM102 230H103V233L101 234ZM41 231H39V232L42 233ZM57 231H59V232H57ZM206 231H208V232H206ZM211 231H213V233ZM215 231H217V232H215ZM249 231H250V233L247 234V232H249ZM258 231H262L263 233L262 232H258ZM4 232H7V233H4ZM16 232H17V234H16ZM1 233H4V234L2 235ZM129 233L130 234L133 233V236L130 235ZM198 233L200 234L199 236H198ZM5 234L8 236V237L6 236L7 239L4 237ZM8 234H10V235H8ZM29 234L31 236H29ZM100 234L102 236H104V237L102 238ZM136 234L139 237L138 236L136 237L135 236ZM245 234H247V235H245ZM13 235L14 236L16 235L15 238H19V239L15 240L14 238H12ZM117 235L118 236L121 235L120 236L121 238L120 237L118 238ZM177 235L179 236V238H178ZM9 236H12L11 237L12 239ZM25 236L27 238H25ZM96 236H98V237H96ZM123 236H124V238H123ZM250 236L252 237V235H250ZM108 237L111 238V241H108V240H110ZM243 237H244V240H243ZM263 237H264V235H263ZM3 238H4L5 241L3 240ZM100 238H102V239H100ZM104 238H107V239H104ZM125 238H127V239H125ZM129 238H131V239H129ZM238 238H239V240H238ZM103 239H104V241H103ZM121 239H122V241H121ZM173 239L175 241L176 240L177 241L175 242ZM263 239L264 238H262V240ZM21 240H22V242H21ZM58 240H59V243H58ZM65 241H67L66 244H65ZM106 241L108 242L107 249L105 248L107 246V242ZM182 241H183V243H182ZM247 241H249V240H247ZM7 242H8L9 245L6 244ZM11 242H12V244H11ZM101 242H102V244L104 242V244L106 246L104 247V244L101 245ZM114 242L116 243L117 246L116 245H113V244H115ZM173 242H175V243H173ZM231 242L233 243V245L230 244ZM263 242H264V240H263ZM263 242L261 241L260 242L261 243V246L259 244V247H257V249H254L253 252H252V254L250 253V255H248L250 257L252 256L251 258L250 257L246 258L248 261L244 258V260H242L244 263L240 260L237 264H241V262H242V264H264V243ZM110 243H112L113 246L110 245ZM179 244H184L185 246L187 245V247H186L187 249L183 245H180V247H177L176 248V246L179 245ZM109 245L111 246L110 248H109ZM226 245H228V246L226 247ZM8 246L10 247L11 250L8 249ZM115 246H116V248H115ZM191 246L193 247V249H192ZM197 246L199 247V249L197 248ZM166 247H168V248L166 249ZM3 248H4V250H3ZM113 248H115V249H113ZM178 249H180L181 251H182V249H185V251L186 250H188V251L185 252L183 250L185 253L184 252H181V251H180L181 253H179V250ZM105 250H106V254L104 253ZM218 250H221V251H219V253H221V254L223 253V254L222 255L219 254V253L216 254ZM108 252H110L112 254H110ZM186 253H187V255H186ZM2 254H4V253H2ZM65 255H67V256L65 257ZM169 255H170V257H169ZM56 256H59L60 259L58 257H56ZM172 256L175 257V258H173ZM164 257H166V258H164ZM217 257H216V259H217ZM202 259L204 260V262H203ZM180 260H181V262L179 263ZM251 260H253V261H251ZM158 261L161 262V263H159ZM93 262L87 263V264H92Z\"/></svg>",
    "mask_w": 264,
    "mask_h": 264
}]
</instances>
